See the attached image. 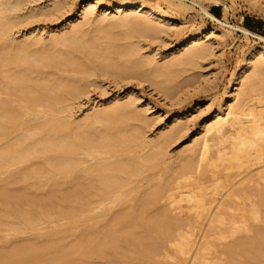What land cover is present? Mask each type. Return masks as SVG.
<instances>
[{
    "label": "rangeland",
    "instance_id": "374dc122",
    "mask_svg": "<svg viewBox=\"0 0 264 264\" xmlns=\"http://www.w3.org/2000/svg\"><path fill=\"white\" fill-rule=\"evenodd\" d=\"M120 1L123 3L127 2V4L125 3V11L122 13L115 11V6ZM140 1H147L146 3L149 4L152 2L151 5L155 4L169 18L159 21L155 17L145 15L139 9H136V4ZM90 2H97V5L93 9L92 17L87 21L86 19H82L81 15L88 8L87 5ZM21 4L16 13L12 14L11 21H13L14 25H12L13 27H11L8 37L6 36L7 39L0 38V54L9 52L15 45L25 42V40L28 43H33L35 39L43 38L41 39V41L44 40L41 42L43 44L40 43L37 46H33L37 51L38 49L42 51L44 48L49 47L48 45L50 44L48 43H51V39L49 40V38L52 36L68 33L72 30L73 25L85 23L83 31H85L86 36L84 37L86 39L89 36L90 38H93V36L94 38H101L104 35H110L107 33L109 32L111 33L110 36H116L115 38L120 40L117 44L122 45L126 49L134 48L137 55L134 56V61H129L128 58L130 57L127 58L125 56L120 57V59L116 58L121 68L125 67L123 68L125 71L122 69V72L119 74L117 71L112 70L104 72L99 68H95L89 74H86L85 77L83 75L79 76V74L77 75L69 70L67 71L65 67L63 69L60 67L61 70L57 69L58 73L55 71L58 77L70 79L76 83L78 77L81 79L83 76L81 81H78L82 85L81 93L75 97H71L72 99L68 97V99L64 98L65 100L63 99L57 105L61 108L57 107L52 112L46 111L41 106L37 107L38 111L44 113V117L55 118V120H63L65 118L78 123L85 120L94 111L110 109L117 105L125 106V104L131 103V105H128L131 110L125 111L124 114L120 115V117H124L122 119L119 117L120 119L118 118L117 120L118 132L115 133L116 135L114 134V138L116 137L117 140H111V143L117 150L112 156L109 155L110 157L107 153L103 152L101 155L97 154V158H92L87 151V146L92 143V140L93 143L91 145L98 138L103 137L102 134H107L102 129L104 127L102 124L96 123V126L93 125V128L90 125V127L87 126L84 130L80 131V129L84 128L82 126L76 130L84 142L87 139L91 141L90 143L89 141L85 142L86 144L83 142L84 147L79 149V153L77 152L76 154L78 163L80 162L77 166V171H81L76 176L77 178H68L64 174H52L46 175V177H44L45 175H40L41 179V177H38L39 175L36 176L38 178L33 177V174L29 175L32 178L25 179L24 176L28 173L25 170L36 169L38 164L40 166L44 165L45 160L39 157L40 155L38 154H36V156L38 155L37 157L29 156L30 160L27 158L26 161H18L15 165L13 164L14 166L12 165L13 167L10 166V169H1L0 264H49L51 261L54 262L63 258L69 259L70 264H264V204H262L263 207L259 206L261 203H264L260 202L262 201L260 200L261 197L264 196V179H261V181L258 177L260 174H263L262 171L264 172V162L263 164L262 162L257 163L250 168L245 166L241 170L235 168L227 172L230 174L229 176L235 177L233 183H238L232 189L241 191L238 196L229 195L227 197L229 192H231V188H225L229 185L219 181V178L220 180L224 179L225 172L221 168L220 170L218 168L219 166L222 167L221 162L214 161L217 158V141L212 140L209 158L204 162L199 160L200 147L199 143L195 142L196 138L198 139L204 133L205 125L219 114V109L223 106V112H226L228 105L233 103L232 98L236 88H241L244 84L242 80H237L236 78L242 71V67L246 68L252 64V61L246 60L247 54L252 49L264 47V41L254 37V35H246L239 30L230 31V29L228 30L218 23V21L212 20L207 16L203 8L207 12L214 14L223 23L235 27H244L264 36V0H23ZM110 5L112 6L111 8H109ZM126 14H129V22L124 21L127 16ZM100 18H104L105 20L100 21ZM145 22H149V24L154 26V32H149L142 27ZM187 40H197L199 43L197 42L196 44L203 46L204 50L200 58H196L192 62L182 63L181 61L184 60V56L186 57V52L182 49ZM196 44L195 46H197ZM130 59L133 60V58ZM148 60L149 64H146ZM178 60L181 63H178ZM170 65H172V68ZM13 67L14 70L17 68L14 65ZM2 68L4 70V67ZM253 69L252 67L250 68V72L252 70L251 73L249 72L250 74L253 73ZM250 74H248L249 76L244 82H247V79H253ZM42 75L43 77L46 76V79L48 76L47 71H44ZM41 77H37L40 78L38 80H42ZM38 80L36 83L44 85L43 82H38ZM171 88L172 90H170ZM261 89L264 91V85H262ZM7 91L6 88H2L1 92L3 94L0 96V101L11 99ZM259 91L251 93V97L261 96V93H263V96L260 98H264V92ZM54 94L53 92L51 95ZM18 96L19 98L17 97L18 99L15 102L23 104L24 96ZM252 103L257 105L259 102L253 99ZM263 104L264 102L261 105L259 103L257 106L264 107ZM31 116L28 117L27 115V118L25 116L22 122L23 124L24 122L26 123L22 128L27 129L30 134L35 130L32 122H38L37 120H39V118L36 120L34 119L36 117L33 116V118ZM39 122H43L42 119ZM50 126L51 124L47 125L45 129L47 131L51 130ZM47 131H45L46 136L45 134L40 136V138H43L42 140L55 136L50 132V134L47 133ZM20 133L22 132L20 131ZM15 134L16 132H12L11 136L9 134V138L5 141V144L2 143L0 135V152L3 147L9 146L10 143L11 146H13V142L15 145L19 144V142H16L19 137L12 139V136H15ZM132 134H135L134 137ZM138 134L140 135L138 136ZM162 137L170 141L167 140L168 143L165 142L163 144L166 147L159 145L160 147L150 148L145 144L157 143ZM40 138L37 139L41 140ZM124 139L128 145L124 143L121 146L119 141H124ZM127 139L129 140L127 141ZM101 140L96 141L95 145ZM44 141L39 142L42 143ZM193 141L194 143H192ZM39 142H36L38 144H34L40 148L44 147V143L39 144ZM140 142L142 146L138 144ZM26 145L29 146V144ZM136 147L138 148L136 149ZM34 148L36 149V147ZM161 152L164 153L162 154ZM33 154L35 155V153ZM149 155L156 156L154 165L158 163V160L159 163L155 166L150 165V167H147L149 166L147 165L144 167L145 169H141L140 173L136 175L132 174L131 167L126 166L123 168L126 171L124 172L126 175L120 176H123L124 185L130 187L128 183L130 185L134 184L133 186H136V190H134L135 192H131L126 198L121 199L119 203L114 202L115 200L112 197L115 198L121 188H117L118 190L112 189L111 191L115 190L117 194L114 191V194L110 191L111 195L108 194V198L107 195L99 196L103 189L100 192L97 189L99 193H96L97 190L95 191V189L93 190L94 192L92 190L88 191L89 184L93 179L95 181L98 176L96 171L92 172L91 175H87L85 169L95 166L99 162V159L108 158L111 166L116 167L118 163L120 164L122 157L123 159L126 158L124 159L125 161L123 159L122 161L128 162L132 160L131 158L135 160L137 159L136 156H141V158H138L140 160H135L140 162L143 156L147 157ZM43 161L44 163H41ZM210 163L218 164V169H214ZM178 169L179 172L177 171ZM217 171L218 173L221 171L223 173L218 174L216 173ZM213 172L217 174V177L214 178ZM34 173H36V170ZM81 173L84 174V177H82ZM26 177L28 178V175ZM245 177H249V182ZM262 177L264 178V176ZM217 178L221 182L220 185L216 182ZM244 178L245 183L242 182V185H240L239 182L243 181ZM214 180L216 183H214ZM88 181L89 183H87ZM215 184L219 188H216ZM178 185L182 186L181 188L184 192H187L189 188H195V191L192 189L194 193L199 190L195 196H198L197 198L199 199V196L203 195V197L200 196V199H205L203 203H207V209L196 211L191 209L190 203L186 202L185 199L180 201L179 196H176ZM128 187L124 189H128ZM213 187H215V191ZM216 189L218 190L217 192ZM225 190L230 191L225 193L227 192ZM83 191H86L84 193L88 192L87 196L84 195ZM253 193L254 195H252ZM104 194H106L105 191ZM172 194L180 202L176 200L177 203L171 201L174 198ZM214 194H218V196ZM183 196L186 198L185 195ZM220 196L222 197L221 202L218 198ZM100 197L104 200H101ZM147 197H149L148 200ZM245 197L246 199H244ZM213 199L214 202L212 201ZM216 199L219 200L218 204L226 205L220 207V209L223 208L221 210L226 212L223 218L224 223L218 222L216 224L215 221V224L210 226L209 221L215 219V216H213L215 213L212 216L210 214L211 212H216V206H218ZM112 200L113 204H111ZM100 201L104 202L103 207L99 205ZM209 201H211L212 206L208 205ZM255 203L258 206H254ZM215 204L217 205L215 206ZM60 205H67L65 207L68 208L72 206L71 212L75 206H82L83 209L86 207L87 210L90 207L93 210L85 211V213L87 212L86 218L82 217L83 219H80L79 216L76 220H72L75 218L69 215L70 212L67 214L69 209H62ZM252 206L257 207L254 208ZM82 207H80V210ZM75 212L73 213L74 215L83 213L82 211L81 213ZM165 212L174 221L171 225L166 223L164 226V222L162 223L161 221L162 225L160 222H156L157 217L160 218ZM248 212L252 213V215L257 212L255 214L257 220L253 219L255 216L252 217ZM198 213L202 214L198 217ZM207 215L211 216V218L207 217ZM124 217L128 219L125 218V222ZM228 217H232V220ZM233 218L236 221H234L235 223H233ZM151 219L153 221H150ZM237 220L240 221L238 222ZM126 221L128 222L126 223ZM244 221H246V224ZM120 223L121 226L119 225ZM231 224H234L233 227ZM145 225L146 228L144 227ZM148 226H151L152 229ZM226 227L228 228L226 229ZM230 230L235 231L230 232ZM211 233L213 236H211ZM105 234L109 237L112 234L111 238L109 239ZM116 234L117 236H115ZM187 234L188 237H192L190 239L193 242H190L192 252L187 256H182L178 254L180 253L178 249L181 243L185 242L182 238L180 241V237L187 238ZM205 235L208 237L207 239ZM101 237L105 238L102 239ZM113 237H115V240ZM98 238L103 243L107 242V245H100V250L97 247L99 245L96 244V241H100ZM92 239L94 242L92 244L93 247L90 246ZM112 240L115 242L113 243ZM241 240H246L247 242L249 240L248 245L244 241L245 246H243ZM111 241L112 243H109ZM203 241L206 244L209 243L211 246H208L209 249H206V251L205 248L200 249ZM78 243L81 244L78 245ZM177 243H180V245L178 244L177 246ZM48 244L51 247L46 248ZM81 245L83 246L82 249L91 247V249L87 248L88 250L85 248L87 254L81 253L82 249L76 248V246L79 247ZM103 245H105V248ZM197 245H200V247ZM236 245L240 247L238 246L237 248ZM72 247L75 249L73 250ZM37 249H43V252L42 250L37 252ZM197 249L198 251L200 249L205 252H199L200 257H197ZM232 249H234L233 252ZM136 250L138 255L142 254H140L142 258L146 256L143 261L141 256L136 255ZM82 252L84 251L82 250ZM8 254L9 256L12 255V257H8ZM66 254L69 256L65 257L64 255ZM83 255L86 256L84 257ZM193 255H197V258Z\"/></svg>",
    "mask_w": 264,
    "mask_h": 264
},
{
    "label": "bare ground",
    "instance_id": "6f19581e",
    "mask_svg": "<svg viewBox=\"0 0 264 264\" xmlns=\"http://www.w3.org/2000/svg\"><path fill=\"white\" fill-rule=\"evenodd\" d=\"M12 1L13 0H0V38L1 39L2 38L3 39L4 38L7 39L6 36L8 37V34H10V29H11V27H13L12 25H14L13 21H11L12 20V17H13L12 14L13 13H16V11L21 7V5H22L21 3H22L23 0L22 1H19V0L16 1V0H14L13 2ZM146 2H144V1L138 2V4H136V9H139L140 12H143L145 15H147L149 17H155L159 21H162V20H165V19L169 18L167 16V14L165 12H162L155 4L154 5H151L152 2H150L151 4L146 3ZM125 3L127 4V2H125ZM125 3H123V2L120 1L118 3V5L115 6V11H118L120 13L124 12L125 11L124 8L126 6ZM96 5H97V2H95V3L90 2V3H88V5H87L88 8H86L84 10V12L81 15V18L82 19H86L87 21H89L90 20V17H92L91 14H93V9H94V7ZM216 5H218V3H216ZM111 7L112 6L110 5L109 8H111ZM203 10L207 13V16H209L214 21H218V23H220L222 26L226 27L228 30L229 29H230V31L231 30H237V31L239 30V31H242L246 35L247 34L254 35V37H257L258 39L264 41V36L259 35L257 33H254V32H252V31H250V30H248V29H246L244 27H240V26L239 27H237V26L235 27V26L229 25L227 23H223L214 14L207 12L206 9H204V8H203ZM128 15L125 17V20H124L126 22H129L130 21ZM99 20L100 21L101 20L103 21L105 19L104 18H100ZM84 24L85 23L73 25L72 30L70 32L64 33V34H61V35H58V36H55V35L52 36L51 38H49V40L51 39L50 40L51 43L50 42L48 43V44H50V45H48L49 47H47L46 49L44 48V50H42V51H39V49L37 51V49H34L33 46L39 45L42 41H44V40L41 41V39H43V38H41V39H35V42H33V43H31V42L28 43L25 40V42H22V43H20L18 45H15L9 52H5V53H1L0 54V96H1V94H3V92H1L2 91V88H6V90H8L7 92H9V97L12 99V100L10 99L8 101H0V135L2 137V143H4V144H5V141L8 140L9 134H10V136L12 135V132H16L15 136H12V139L15 138V137H16L15 139H17L19 137L17 139L19 141L16 140V142H19L18 145L13 144L14 143L13 142L12 143L13 146H11L10 145L11 143H10L9 146L6 145L7 147L6 146H5V148L3 147L2 151L0 152V171H1V169L3 170L5 168H9L13 164L15 165L16 163H18V161L19 162L26 161L27 158H29V160H30V157L36 156V154H38V155H40L39 157H41V158H43L45 160V163H44V161L41 162V163H44V165L41 164L42 166H40V164H38L39 167L38 166H37V168L35 167L36 169H32V170L27 169V170H25L26 172L28 171V173H26V174L24 173L25 174V176H24L25 179H27V180L30 179L31 176H29V175H33V174H34L33 177L35 176V178L41 177L43 175H45L44 177H46V175H52V174H54V175L55 174L56 175L57 174H64L68 178H74V177H76L78 175L79 172H81V171H77L78 170L77 166L80 164V162L78 163V160L76 158V154L79 151V149H82L84 147V144H86L85 142L89 141L87 139L84 142L83 139H82V137H81V135L78 134L76 130L80 129V127H82V126L84 128L83 129H80V131L81 130H84L85 127H87V126L90 127V125H92V128H93V125L96 126V123L97 124L98 123L102 124L104 126V127H102V129L104 131H106L107 134L104 132L106 135L102 134L103 137L98 138V140L102 139L98 144L95 145L96 141H98V140H96V141H94L95 143L93 145H91L93 143V140H92V143L87 146V151L89 153V156H92V158L93 157H96L97 158V154L101 155V153H103V152L105 154L107 153L108 156L109 155L112 156V154L117 150L116 147L111 143L112 142L111 140L112 139L113 140L116 139V137L114 138V136L116 135L115 133L118 132V128H117V125H118L117 120H118V118L120 117V115L124 114L125 111H129L130 108H129L128 105H131V103L130 104L128 103L127 105L125 104V106H123V105H117L116 107H112L110 109L94 111L91 115H89L88 117H86L85 120H83L82 122H78V123H74L73 121H71L69 119H65V118H64L65 120L64 119L63 120H59V119H56L55 120V118L54 119L53 118H49V117L47 118V116L44 117L43 116L44 113H42L41 111H38V108H37V107L41 106L46 111H48V112L51 111L52 112L55 108L57 109V107H59L57 105L64 98L68 99V98L77 96L79 93H81L80 90H81V87H82V85H80L78 83V81L80 82L83 76L85 77L86 74H89L95 68H99L100 70H103L104 72L111 71V70L112 71H117L118 74H119L120 72H122V69L125 68V67L121 68V65H119L117 63L118 61H116V58L117 59H120V57H124L125 56L127 58L128 57L133 58V60L130 59V58H128L129 61L130 60L131 61H134L135 60L134 59V56L137 55L136 54V50L134 48L133 49H126L125 47H122V45L120 46V44H117V42L120 41V40H117L115 38L116 36L115 37L110 36L111 33H109V32H107V33L110 34V35H104L105 38H104V36H102L101 38L100 37L94 38V36H93V38H90V36H89V37H87L88 39H86L84 37V36H86L85 35V31H83V28L85 27ZM124 24H125V22H124ZM142 27L145 30L149 31V32H154V30H155L154 26H152L151 24H149V22L148 23L145 22L142 25ZM230 31H229V33H230ZM102 32H104V31H102ZM104 33H106V32H104ZM100 34H102V33H100ZM197 42H198L197 40H194V41L187 40L186 41V43L184 44V47L182 49L184 52H186V57L184 56V60L181 61L182 63L183 62L184 63H186V62H192L194 59L196 60V58H200L202 56L204 48L201 45H197L196 44ZM41 44H43V43H41ZM195 44L197 46H195ZM31 47H33L32 49L34 51L31 49ZM248 59L250 61H252V64H251V66L249 65L246 68L242 67V69H241L242 71L239 73L238 77L236 78L237 80L238 79L242 80L244 84L241 86V88H236V91H235V93L233 95V98H232V102L233 103H231L230 105H228L226 112H223V106H222L219 109V114L213 120L209 121L205 125V131L202 134V136L200 135V137H198V139L196 138V140H195L196 143H199V147H200V149H199L200 150V158H199V160L201 162H204V161L208 160L209 154H210L209 152H210V148H211V144H212L211 142H213L214 140L217 141V144H218V148L216 149L217 150L216 151L217 158L214 161L221 162L220 164H221L222 167H220V166L218 167V164H216V163L213 164L214 163L213 161H212L213 163H210V164L213 166L214 169H218L219 168V170H220V168H221V170L223 172H225L224 173L225 174L224 175V179L222 178L224 181L222 179L220 180V178H219V181L224 182V183H226L227 185L230 186V187L229 186L225 187V188H231L230 189L231 192H229L230 190L229 191L225 190V191H227L225 193H228L229 192L228 195L227 194H224V195H227V197H229V195L235 197V196H238V194L241 193V191L233 190L234 187H235V185L236 184L238 185V183H233V179L235 177L229 176L230 174L227 173V172H230L231 169H235V168L238 169V170L239 169L241 170L245 166L247 168H250L252 166H255V164H257V163L259 164V163L262 162V164H263V162H264V107H258L257 106L259 103L261 105L262 102H264V98H260V97L263 96L262 95L263 93H261V96L258 94L259 96H257V97L256 96L255 97H253V96L251 97V95H252L251 93L258 92L262 88V85H264L263 84L264 83V77H263L264 76V74H263L264 73V65H263L264 47L258 48V49H252L247 54V56H246V60H248ZM179 60H181V59H179ZM146 62H147L146 64H149L148 63L149 60L146 61ZM181 62L179 61L178 63H181ZM13 65L15 67H17L16 68L17 70L15 69L16 71L14 70ZM171 66L172 65H170V67ZM2 67H4V70H3ZM60 67H62V69H63V67H65V68H67L66 69L67 71L69 70L70 72H73V73H75L77 75L79 74V76L80 75H83V76L81 77V79H79V77H78V79L76 80L77 83L75 81H73V80H70V79L67 80L66 78L58 77L56 75V72L55 71H57V69L59 70ZM251 67H252V69L254 68L253 69L254 71H253L252 74H250L252 72V70L250 72V68ZM169 70H170V68H169ZM44 71H47V75L48 76H47L46 79H45L46 76L43 77V75H42V74H44ZM58 72L59 71H57V73ZM126 72H127V70H126ZM248 74H250V76L253 79H251V80H248L247 79V82H244V80L246 78H248V76H249ZM138 75H140V74H138ZM37 77H41L42 80L44 78V80L43 81L42 80H38L40 78H37ZM83 79H85V78H83ZM37 80H38V82H43L44 85H42V83H36ZM170 90H172V88ZM260 91H262V89ZM53 92L55 94L54 95H51ZM262 92H264V91H262ZM18 95H23L24 96V98H23V100H24L23 102L24 103L23 104H20V103L17 104L15 102L16 99L19 98ZM3 99H4V97H3ZM253 99L257 100V102H259V103L257 105L256 104L254 105L252 103ZM15 103H16V105H14ZM132 106H133V104H132ZM59 108H61V107H59ZM61 111H62V109H61ZM27 115H28V117L31 116V115H33L34 117H36V118H34L33 116H31L34 119L37 120V118H39L40 121H41V119L43 121V122H39V120H37L38 122H36L34 120L35 122H32L33 123L32 126L35 129L34 131H36L35 133H33L34 132L33 131L32 134H30V133H28V130L27 129H23L22 128V127L25 126L24 124H26L25 122H24V124L22 122L24 121L25 116L27 118ZM132 115H133V113H132ZM123 117L124 116H122L120 118L122 119ZM34 123H37V124H34ZM42 123L44 124V126H43ZM49 124H51V126L49 127V128H51V130H48L47 131L45 129V127L47 125H49ZM118 127H120V126H118ZM20 131L22 133H20ZM45 131H47V133L50 132V133L53 134V136L54 135L55 136L52 137V138H50V139L49 138L48 139L47 138H44V140H45L44 141V140H42L43 139L42 137L40 138V136L41 135H44V134L46 136L47 134H46ZM101 132H103V131H101ZM19 133L22 134V135H20ZM56 135H58V136H56ZM134 135H133V137H134ZM139 135L140 134H138V136ZM26 138H28V139H26ZM37 138L38 139L40 138L41 140H38ZM30 139L34 140L35 142L33 141V143H32V140H30ZM128 140L129 139H127V141ZM135 140H137V139H135ZM167 140L169 141V139H167L165 137H162V139L160 141L158 140L159 142H157V143L156 142L155 143L152 142V143H145V144H146V146H148L150 148H153V147L156 148V147L164 146L163 144H165V142H167ZM39 141L40 142L41 141H44V142L40 143ZM216 141H215V143H216ZM25 142H27V143H25ZM36 142H39V144H43L44 143L43 144L44 147L40 148L38 145L36 146L34 144ZM83 142H84V144H83ZM90 142L91 141H89V143ZM119 142H120V145L121 146L124 145V143H126L125 142V139H124V141L121 140ZM192 143H194V141ZM26 144H29V146L26 145ZM36 144H38V143H36ZM138 144H141V142L138 143ZM226 144H227L228 147L226 146ZM115 145H117V144L115 143ZM126 145H128V144L126 143ZM194 145H196V144H194ZM141 146H142V144H141ZM34 147H36V149ZM164 147H166V146H164ZM38 148H40V149H38ZM120 148H123V147H120ZM137 148L138 147H136V149ZM85 149H86V147H85ZM87 151H86V153H87ZM33 153H35V155ZM39 157H38V159H39ZM136 157H137V159L134 158L135 160H140L138 158H141V156H139V157L136 156ZM143 157H142V159H141L140 162H137V161L133 160V158H131V157L130 158L132 160H130L128 162H124L125 161L124 159H126V158L123 159V157H122V159L124 161H122V159H121L120 164L118 163L117 164L118 166H116V167H113V165L111 166V164L108 161V158L107 159H104L103 158L104 160L102 158H101V160L98 158L99 159V162L96 163L95 166L90 167L91 169L89 167H88L89 169H85L87 175H91L92 172H95L96 171L97 172V176H98L95 181L93 179V181H91V183L89 184L90 185V187L88 188L89 190L88 189H86V190H88V191L92 190L93 191L95 189V191H96L97 189H99V192H100L103 189L106 194H104V191L102 190V192H100V195L99 196H101V195H107V198H108V194L111 195L110 191L112 189H115L116 190L117 188H121L120 192H118V195H116L115 198L112 197L115 200L114 202H118L119 203L121 199H124V197L126 198V196H129V194L131 192H133L134 190H136V186H133L134 184L133 185H130V183H128L130 187H128V185H126V186L124 185L123 178H122L123 176L122 177L120 176V175H124V174L126 175V173H124L126 171L123 170V168H125L126 166L131 167V169H132L131 171L133 172V173L132 172L131 173L133 175H136L137 173H140L141 169H143L147 165H149L147 167H150V165L151 166L154 165V163H155L154 160L156 159V156L155 155L154 156L153 155H149V156L144 157V158ZM212 160H213V158H212ZM209 161H211V160H209ZM158 163H159V160H158ZM158 163H156V164H158ZM35 170H36V173H34ZM177 171L179 172V169ZM232 171H234V170H232ZM49 172H51V173H49ZM82 172L85 173L84 171H82ZM216 173H218V171ZM216 173L213 174L214 175V178L217 177V174ZM220 173H218V174H220ZM240 173H241V171H240ZM262 173L264 174L263 171H262ZM263 174H260V176L257 175L259 177V180H261V179L263 180L264 179L262 177V176H264ZM26 175H28V178L26 177ZM83 175L84 174H82V177H84ZM36 176H38V177H36ZM130 177L132 178V176H130ZM130 177H128V178L131 179ZM245 178H244L243 181L239 182L240 185H242L241 184L242 182L245 183ZM248 178H246V179L249 182V179ZM41 179H42V177H41ZM89 179H90V177H89ZM197 180H198V178H197ZM219 181H218V178H217L216 179V182H218L217 184L220 185L221 182H219ZM216 182L214 180V183H216ZM87 183H89V181ZM192 183H193V181H192ZM217 184H215L216 185V188H219ZM263 185H264V183H263ZM124 186L125 187H128V189H124L125 188ZM181 187L182 186H179L178 185L177 188H176L177 189L176 196H179L178 198H180L179 199L180 201L185 199L186 202L190 203L191 209H194L196 211L197 210H200V211L202 210L203 211V210H206L207 209L206 208L207 207V203H205V202L203 203V201H205V199L204 198H203L204 200L203 199H200V196L203 197V195H200L199 196V199L197 198L198 196H195V195L198 194L196 192L199 191V190H197L195 192L196 193L195 194L193 192V190L195 188H189L187 190V192L186 191L184 192V191H182L183 189ZM213 188H214L213 190L215 191V187H213ZM122 189H124V191H122ZM198 189H200V188H198ZM115 190H113V191L116 193ZM113 191H111V192L113 193ZM217 191L218 190L216 189V192ZM84 192H86V191H83V193ZM99 192L97 190L96 193H99ZM87 193H84V195L87 196ZM218 193H220V192H218ZM262 194H263V192H262ZM172 195H171V197H172ZM183 195H185L186 198ZM216 195L218 196V194H216ZM252 195H254V193ZM81 196H83V195L81 194ZM176 196L174 197V195H173V197L175 199L173 198L174 200L172 199L171 201H174L175 203L180 202L179 200L177 201ZM103 197L105 198V196H103ZM152 197H153V195H152ZM101 198L102 197H100V199ZM148 198L149 197H147V200H148ZM158 198H160V197H158ZM218 198H219V200L221 202V200H222L221 198L222 197L220 196ZM239 199H240V196H239ZM239 199H235V200H239ZM244 199H246V197ZM101 200H104V199H101ZM219 200L216 201L217 204H218V201ZM260 200H262L260 202H264V196H262ZM122 201H124V200H122ZM212 201L214 202V199ZM231 201H232V199H231ZM111 202H112L111 204H113V200ZM174 202H171V203H174ZM210 202L211 201L208 202L209 203L208 205L209 206H212V204ZM63 203H64V200H63ZM100 203H102V204H100ZM100 203H99V205H102V207H103V203L104 202L100 201ZM157 203H158V201H157ZM217 204H215V206ZM262 204H264V203H261V205H259V206L261 207ZM255 205H257V204L255 203L254 206ZM65 206H67V205H63L61 207H62V209H66V210L69 209V211H67V214L70 212L69 215H72V218H75V219H72V220H76L77 217H79V216H80V219L82 217L83 218H86L87 217V212L91 210L90 207H89L88 210H87L86 207H84V209H85L84 210L83 207L80 206V207H82V209L80 210V207L79 206H77V207L75 206V207H73L74 210H72V212H71L72 206H71V208L70 207L68 208V207H65ZM97 206H96V209H97ZM154 206H152V207H154ZM221 206L223 207V206H226V205H222L221 203H219L218 206H216V210H215L216 212H211V214H210L211 216H212V214L215 213L213 215V216H215V219H213V220L211 219L209 221L210 222L209 223L210 226L214 225L215 223L218 224V222H220L221 224L224 223L223 218H224V215H225L226 212L223 211V210H221L223 208L220 209ZM228 206H230V205H228ZM254 206H252V207H254ZM187 207H188V205H187ZM256 207H254V208H256ZM101 209H103V208H101ZM92 210H93V208H92ZM238 210H239V208H238ZM77 211L80 212V213L82 211L83 213H81V214L78 215ZM85 211H87V212L85 213ZM104 211H106V210H104ZM241 211H242V209H241ZM243 211H245V210H243ZM74 212L77 213V214L74 215L73 214ZM253 212H254V210H253ZM257 212L256 213H253L254 215H252V213H250V212H248V213H249V215L251 214L252 217L255 216L253 219H256L257 216L255 214H257ZM65 213H66V211H65ZM200 214H202V213H198L197 216L199 217ZM235 214H237V213H235ZM73 216H76V217H73ZM208 216L209 215H207V217ZM211 216H209V217L211 218ZM234 216H236V215H234ZM126 217H124V222L127 219ZM133 217H134V215H133ZM195 217H196V215H195ZM132 218H131V220H133ZM179 218H180V216H179ZM212 218H214V217H212ZM228 218L231 219L232 217H228ZM88 219H90V217H88ZM88 219H85V220H88ZM171 219H170L169 215L165 212V213H163L160 216V218L157 217L156 222L157 223L158 222L161 223V221H162V223L164 222V226L166 225V223H168V224L171 225V223L174 222ZM198 220H199V218H198ZM244 220H246V219H244ZM150 221H153V220L151 219ZM200 221H201V219H200ZM234 221L235 220L233 218V223L236 222V221L235 222ZM237 221L239 222L240 220H237ZM246 221H244L245 224H246ZM127 222L128 221H126V223ZM140 222H141V220H140ZM162 223H161V225H162ZM175 223H177V222H175ZM220 223H219V225H220ZM141 224H140V226H141ZM116 225H118V224H116ZM119 225L121 226V223ZM146 225L144 226L145 228H146ZM170 225H169V227H170ZM233 225H232V227H233ZM134 226H136V225H134ZM169 227H168V229H169ZM228 227H226V229ZM232 227H231V229H232ZM149 228H151V226ZM234 228H235V226H234ZM112 229H110V230L112 231ZM215 229H216V226H215ZM163 230H164V228H163ZM235 230H230V232L231 231H235ZM115 233H117V232H115ZM108 234H110V233H108ZM105 235H106V237H109V236H107V234H105ZM111 235H110L109 239L111 238ZM182 235H183V233H182ZM115 236H117V234ZM186 236H187V238L180 237V241H181V238H182L185 243H183V244L181 243V245H180V243H177V246H178V244L180 245V248L178 249L180 253H178V254H180L182 256L183 255L184 256L185 255L187 256V255H189L190 252H192L191 251L192 248H191V244H190V242H192L190 240L192 237L191 238H190V236L188 237V234ZM211 236H213V234ZM93 237H91V238H93ZM104 238H102V239H104ZM207 238L208 237L206 236V239ZM109 239H108V241H109ZM113 239L115 240V237H113ZM98 240H100V238H98ZM114 240H112L113 243L115 242ZM101 241L102 240L96 241V244L99 245V246H97L99 250L101 249L100 245H102V244H106L107 245V242L106 241H105L106 243L105 242L103 243V241L102 242ZM112 241L109 242V243H112ZM244 241H246V240H243L242 241L243 242V246H245L244 245ZM89 243H90V241H89ZM93 243L94 242H93V239H92V243L90 244V246H92ZM245 243L246 244L249 243V240H248V242L246 241ZM79 244H81V243H78V245ZM83 244L84 243L82 241V245ZM85 244H86V241H85ZM96 244H94V245H96ZM82 245L79 246V247L76 246V248H80V250H81L82 247H83ZM109 245H111V244H109ZM203 245H205V246L203 247ZM240 245H242V244L240 243ZM46 246H44V247H46V248H48L49 246L51 247V245H49V244L46 245ZM86 246H89V245H86ZM90 246L89 247H85V248L86 249L87 248H90L91 249ZM103 246L105 248V245H103ZM197 246L200 247V245H197ZM208 246H210L209 243L206 244V242L204 243V241H203L202 247L200 249H204L205 248V251H206V249H209ZM236 246L238 248L239 245H236ZM74 247H72L73 250L75 249ZM97 247H96V249H97ZM175 247H176V245H175ZM199 247H197V248H199ZM72 248H71V250H72ZM85 248L82 249L84 252H82V250H81V253H84V254L86 253L87 254V252H85V251H87L88 249L86 250ZM43 249H40V250L37 249L36 251L39 252V251L42 250V252H43ZM175 249H177V248H175ZM200 249H199V251H198V249L196 250V251H198V253L196 252L197 255H198V256L196 255L197 257H200V253L199 252H202V253L205 252L204 250L202 251ZM234 249H232V252L234 251ZM102 251H104V250L102 249ZM92 252H91V255H92ZM136 252H137V250H136ZM33 254H35V253H33ZM140 254L138 255V252L136 253V255L139 256V257L142 255V254L141 255ZM67 255L68 254H66L64 256L65 257H68L69 255L68 256ZM91 255H90V257H91ZM100 255H101V253H100ZM144 255H146V254H144ZM83 256L85 257L86 255H83ZM88 256H89V254H88ZM193 256H195V255H193ZM196 256H195V258H197ZM8 257H12V255L9 256V254H8ZM145 257L146 256H143V258H142V256H141L142 261H143V259ZM144 261H146V260H144ZM54 262H55V264H70V260L69 259L67 260L65 258H63L61 260L59 259L58 261L56 260ZM54 262L51 261L49 264H53ZM143 264H145V263H143Z\"/></svg>",
    "mask_w": 264,
    "mask_h": 264
}]
</instances>
